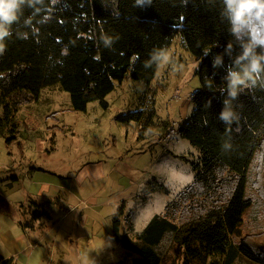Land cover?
Instances as JSON below:
<instances>
[{
  "label": "trees",
  "instance_id": "trees-1",
  "mask_svg": "<svg viewBox=\"0 0 264 264\" xmlns=\"http://www.w3.org/2000/svg\"><path fill=\"white\" fill-rule=\"evenodd\" d=\"M37 8H24L0 55L5 145L22 149L16 115L43 89L58 86L69 96L72 112L86 113L95 102L107 110L106 97L124 81L149 87L159 68L144 67L149 54L168 52L180 38L197 61L194 108L178 132L200 154L192 164L194 181L165 216L150 219L135 241L120 234L119 213L112 221L113 238L140 258L136 264H166L180 250L182 264H264V226L254 207L256 198L264 197V86L242 89L233 101L238 122L228 126L218 119L231 59L224 55L225 67L214 69L213 58L229 42L233 58L240 52L220 16V0H151L144 6L140 0H43ZM105 35L119 37L111 49L102 43ZM116 121L142 123L141 131L149 125L142 112L119 115ZM224 142L229 150L222 149ZM259 182L254 199L249 186Z\"/></svg>",
  "mask_w": 264,
  "mask_h": 264
},
{
  "label": "rangeland",
  "instance_id": "rangeland-1",
  "mask_svg": "<svg viewBox=\"0 0 264 264\" xmlns=\"http://www.w3.org/2000/svg\"><path fill=\"white\" fill-rule=\"evenodd\" d=\"M167 53L173 63L161 65L149 87L142 82L124 81L106 97L107 110L95 102L89 104L86 113L72 112L69 96L58 86L43 89L36 102L22 107L16 115L21 122L18 140L22 141L21 151L26 157L20 162L27 166L24 169L27 173L31 167L42 170L33 172L34 177L29 178L21 172L19 183H14L6 165L10 163L9 152L14 159L20 158L21 152L16 144L7 147L0 137V192L5 194L4 190L13 186L12 195L21 193L28 185L43 184L50 192H64L72 186L91 206L95 201L100 205V196L95 192L100 190L105 197L103 216L110 214L113 206H120L122 200L133 198L134 203L133 199L127 202L131 209L126 207V216L131 223L137 221L138 232L145 226L140 224L147 215L165 216L167 208L194 181L192 164L198 163L200 157L199 151L178 133L194 108L191 94L199 86L195 76L197 61L180 38L173 41ZM133 112H142L148 119L149 125L143 131L142 123L116 121L119 115ZM98 160L101 166H97ZM88 161L96 162L93 168L87 167ZM123 164L130 172L138 170L151 177L144 179L136 198L139 181L114 182L119 178H115V171L119 167L124 169ZM82 180L89 185L87 190L81 191L78 186ZM259 187L260 182L258 186H249V195H254V199ZM254 203L260 225L264 226V197L256 198ZM127 233L135 237L133 228ZM182 259L180 250L166 264H182Z\"/></svg>",
  "mask_w": 264,
  "mask_h": 264
},
{
  "label": "crops",
  "instance_id": "crops-1",
  "mask_svg": "<svg viewBox=\"0 0 264 264\" xmlns=\"http://www.w3.org/2000/svg\"><path fill=\"white\" fill-rule=\"evenodd\" d=\"M19 142L23 145L22 141ZM18 149L21 152L20 158L14 159L13 153L9 152L10 163L6 165V171H9L14 183H19L21 172L25 174L28 169L20 162L22 158H26L25 153ZM97 163V166H101L100 160ZM86 164L88 168H93L96 162L88 161ZM20 168L23 170L17 172ZM123 168L119 167L115 171V178H119L114 182L129 180L134 184L139 181V191L134 195L136 198L145 181L151 177L144 176L138 170L130 172L125 164ZM38 170L42 169L31 167L27 177H34L32 173L39 172ZM78 186L81 191L89 187L84 180ZM13 190L15 188L11 186L4 190L5 194L0 192V264H136L140 261L136 254L115 242L112 230V221L120 213V234L128 235L135 241L154 216L149 218L147 215L141 221L143 224H140L145 226L141 231H136L137 221L133 220L131 223L126 216V207L131 209L127 202L133 198L122 200L120 206H113L110 214L103 216L101 211L105 206V197L100 190L95 191L100 196V205L95 201L91 206L72 186L64 192H50V188L44 184L40 187L28 185L23 187L21 193L10 195ZM115 207L116 211L113 212ZM35 212L38 213L37 218L34 216ZM132 228L134 238L127 233Z\"/></svg>",
  "mask_w": 264,
  "mask_h": 264
},
{
  "label": "clouds",
  "instance_id": "clouds-1",
  "mask_svg": "<svg viewBox=\"0 0 264 264\" xmlns=\"http://www.w3.org/2000/svg\"><path fill=\"white\" fill-rule=\"evenodd\" d=\"M141 6L150 5L151 0H140ZM187 0H185V3ZM43 0H0V55L6 50L5 41L13 35L12 26L19 23L25 7L39 11L37 5ZM222 20L229 24V33L240 48L239 54L233 58L234 45L229 42L223 54L213 58L212 67L224 68V55L231 59L226 68L224 81L227 92L223 100V108L218 119L225 125H232L239 121V114L233 109V101L237 100L242 89L254 87L257 84L264 86V0H220ZM30 19L25 24H30ZM18 37L20 33H17ZM23 38H27L26 35ZM119 37L102 36L104 47L111 49ZM67 49H62V55ZM97 59H99L97 57ZM167 49H153L149 59L144 62L145 68L153 65L172 64ZM210 104V102H209ZM223 150L231 148L230 143L221 145Z\"/></svg>",
  "mask_w": 264,
  "mask_h": 264
}]
</instances>
